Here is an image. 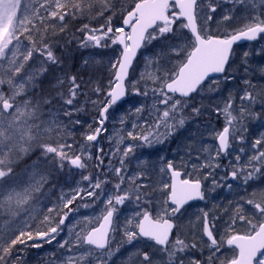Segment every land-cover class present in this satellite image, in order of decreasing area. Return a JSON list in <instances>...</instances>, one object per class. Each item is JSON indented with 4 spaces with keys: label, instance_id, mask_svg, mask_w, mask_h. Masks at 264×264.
Returning a JSON list of instances; mask_svg holds the SVG:
<instances>
[{
    "label": "snow or ice",
    "instance_id": "obj_1",
    "mask_svg": "<svg viewBox=\"0 0 264 264\" xmlns=\"http://www.w3.org/2000/svg\"><path fill=\"white\" fill-rule=\"evenodd\" d=\"M150 47L153 54L141 53ZM88 49L112 50L106 83L65 71L66 56ZM89 55L84 65L103 62ZM138 55L145 65L137 77ZM255 56L264 57V0H0V264H21L18 245L56 240L77 200L84 208L102 200V210L95 223L85 217L79 230L66 228L59 264H116L125 245L124 264H264V188L249 184H264V62L254 66ZM130 95L143 98L120 115L121 125L133 119L131 130L104 135L110 110ZM205 95L210 103L197 105ZM89 106L92 123L79 118ZM202 117L178 159L157 167L136 157L132 167L137 148L164 144ZM221 117L217 129L212 120ZM253 121L260 127L250 138ZM65 170L81 182L46 205L43 230L33 229L45 186ZM229 181L252 191L209 207L217 188L233 190ZM193 201L204 206L186 231Z\"/></svg>",
    "mask_w": 264,
    "mask_h": 264
},
{
    "label": "rangeland",
    "instance_id": "obj_2",
    "mask_svg": "<svg viewBox=\"0 0 264 264\" xmlns=\"http://www.w3.org/2000/svg\"><path fill=\"white\" fill-rule=\"evenodd\" d=\"M102 50L101 49H93L90 51V53L96 54L97 59L100 57H103L102 63L92 64L91 66L84 65L83 59H85V58L90 59L91 58L89 55L90 53H89L85 57H81L82 61H81V58H79L77 60L75 58H70V59H68V61H65V65H64L65 71H67L71 74H78L79 72L86 69L88 71L86 73L82 74V76H81L84 80H88L89 78H91L95 81V80H98L99 78L102 77V83H106L108 75H109L107 60L112 56V50L111 49H102ZM243 50L244 49H240L241 52ZM142 54H144V55L153 54L152 48L150 47L148 49H144ZM144 65H145V61L142 58V56H140L138 63L135 65V68H136L135 75L137 77L139 76L140 72L144 70ZM74 68L77 70V73H76V70H74ZM73 72H75V73H73ZM58 74L62 75V73H58ZM43 87L45 89L50 88V86L47 82H45ZM142 99L143 98H141V97H135L134 95H130L129 97H127V99L124 102H122V105H117L115 110H110L112 112V115H110L108 122H106V124L104 125V127L108 130L107 133H105L104 135L114 137L116 135V133H118V132L121 135H124V131H121L122 129L123 130L124 129L131 130V124L134 122L133 119L129 116L127 119V122L125 124L121 125L119 122L120 115H122V114L127 115L129 113V111H134V105H137V103L139 101H141ZM196 102L197 103H203L205 105L210 103L207 95H205L202 100L200 98H197ZM89 107H90L89 110L87 112H82V114L86 115L89 112L92 116V119H93V117L96 115V112L91 109V106H89ZM89 119L91 120V117H89ZM204 123L200 124L197 121H190L188 124H186L184 129H182L180 132H177V134L174 137H172L169 141L165 142L164 144L156 145V146L150 148V150H151L150 153H149L148 148L146 147L147 151L145 154H143V156H141V158L147 160L149 164H156L157 167H159V162H160L161 158L170 159V158L175 157L178 159L181 155H183V147H182L183 145L180 143V141L182 139H184V143L186 144L189 141L192 134L196 133L197 125L199 124L202 128ZM212 124L214 125L215 128H217V125L213 121H212ZM124 125H126V126L124 127ZM93 126H95V125L93 124ZM217 129H219V128H217ZM100 139L103 141L102 147H104L105 151H107L108 148L110 147L109 141L104 140L103 135L101 136ZM206 142L212 143V141H210V140H206ZM165 144H166L168 153H165V151L163 150V145H165ZM93 151H95V149H93ZM149 155H153V156L147 157ZM133 163H134L133 167L135 168L136 167V158L133 159ZM23 166H24V164L17 165L15 168V171H18ZM21 172H22V170L19 171L18 173H21ZM22 174H23V172L21 173V175ZM95 174H96V171L94 172V175ZM68 181H70V182L75 181L76 184L80 183L81 182V176H80L79 172L73 170L72 174L71 175L69 174ZM262 187H264V186H262ZM71 188L72 187L60 189L59 195H60L62 190L64 192H68L69 189H71ZM215 196H216V193L213 192L210 194L209 199L213 200V199H215ZM49 199H51L54 203L57 202L56 194L53 191L49 190L47 187H45V194L41 196V201L39 202L41 204L35 208L34 212L32 213L33 218L28 221L29 223H31L32 221H34L35 219H37L40 216V214L43 211L44 205L46 204L47 200H49ZM102 204H103V201L101 200V201H97V204L95 206L84 208L82 206V204L78 205L75 202L72 205V207L76 210L72 216L71 223L68 224L67 227L75 226L74 231L79 230V227L84 222L85 217H92L93 223H95L94 218L96 216L100 215V212L102 210ZM203 206H204V203H202L201 205L195 206V207L188 210L189 214H187L186 221L184 220L185 225H186V231H188V229L191 227V225L189 224V220H195V216L198 214L199 208L203 207ZM65 211H67V210H65ZM121 211L123 212L124 215H128L129 213H132L133 206H131L129 204H125L124 208ZM192 214H194L195 216ZM26 216L27 215H24V219ZM27 220H28V216H27ZM0 223H2V221H0ZM38 226L40 227L41 230H43V227H44L43 225L39 224ZM66 228H65V231L61 232L57 236L56 240H54L51 244H48V243L43 242V241H38V243L42 244V246L40 247V250H37V249L32 248V247L17 246V248L23 249L22 251H20L19 255L21 256L22 254H25L23 256V260L21 261V264H50L51 261H56L57 264H59L60 258L62 256V254H64V252H65L64 249L59 248V242H61L64 239L70 238L68 236ZM27 251H29V253H27ZM113 259L115 260L116 257H113ZM116 262H118V261H116ZM123 262L124 261L121 259V263H123Z\"/></svg>",
    "mask_w": 264,
    "mask_h": 264
},
{
    "label": "trees",
    "instance_id": "obj_3",
    "mask_svg": "<svg viewBox=\"0 0 264 264\" xmlns=\"http://www.w3.org/2000/svg\"><path fill=\"white\" fill-rule=\"evenodd\" d=\"M116 21H114V23H115ZM70 28H72L73 30H75V24H73V25H70ZM83 54H84V50H81V51H73L72 52V54H71V56L70 57H65V61H68V59H70V58H75L76 60L77 59H79V58H81L82 56H83ZM57 55H62V49H58L57 50ZM74 70H76L75 68H74ZM74 73V72H73ZM47 83H48V81H47ZM44 84H45V81H44ZM43 84V85H44ZM203 118L204 117H202V118H200V120H203ZM214 122H215V124L217 125V126H219V127H222L223 126V120H215L214 119ZM253 126H259L260 127V125H259V123L258 122H256V121H253V122H251L249 125H248V127H249V129H250V132H248V135H249V137L250 138H254V134L258 131V129L257 130H255L254 129V127Z\"/></svg>",
    "mask_w": 264,
    "mask_h": 264
},
{
    "label": "flooded vegetation",
    "instance_id": "obj_4",
    "mask_svg": "<svg viewBox=\"0 0 264 264\" xmlns=\"http://www.w3.org/2000/svg\"><path fill=\"white\" fill-rule=\"evenodd\" d=\"M260 43V42H259ZM258 43V44H259ZM125 143H138V142H133V141H129V140H126L125 141ZM148 150H149V153H150V148H148ZM146 151H147V149H146V147H143V148H137L136 150H135V156L132 158V159H134V158H136V157H140V156H143V154H145L146 153ZM153 155H149V156H147V157H152ZM134 166V163L132 164V167ZM134 168V167H133ZM92 170H93V168L92 169H89V171L90 172H92ZM57 187H61L60 185H58ZM106 188V187H105ZM131 248V246L130 245H125L122 249H121V252L120 253H117L118 255H122V254H126L127 253V251L129 250ZM119 264H121V259H120V263ZM122 264H124V263H122Z\"/></svg>",
    "mask_w": 264,
    "mask_h": 264
},
{
    "label": "water",
    "instance_id": "obj_5",
    "mask_svg": "<svg viewBox=\"0 0 264 264\" xmlns=\"http://www.w3.org/2000/svg\"><path fill=\"white\" fill-rule=\"evenodd\" d=\"M242 43H245V42H241L240 44H242ZM239 45V44H238ZM193 202H198V201H193ZM193 202H191V203H193Z\"/></svg>",
    "mask_w": 264,
    "mask_h": 264
}]
</instances>
